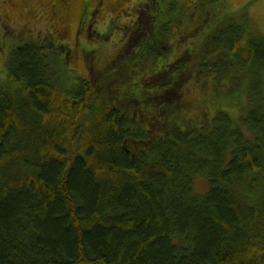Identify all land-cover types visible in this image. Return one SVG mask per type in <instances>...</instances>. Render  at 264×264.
I'll list each match as a JSON object with an SVG mask.
<instances>
[{"label": "trees", "instance_id": "obj_1", "mask_svg": "<svg viewBox=\"0 0 264 264\" xmlns=\"http://www.w3.org/2000/svg\"><path fill=\"white\" fill-rule=\"evenodd\" d=\"M165 6L101 66L77 49L87 78L55 67L51 35H17L0 79V264H264V37L203 8L209 54L170 58Z\"/></svg>", "mask_w": 264, "mask_h": 264}, {"label": "rangeland", "instance_id": "obj_2", "mask_svg": "<svg viewBox=\"0 0 264 264\" xmlns=\"http://www.w3.org/2000/svg\"><path fill=\"white\" fill-rule=\"evenodd\" d=\"M58 1L0 0V79L6 77V61L10 47L16 39H19L17 38L19 34L23 35V39H36L41 42L51 35L53 41L48 44L53 51L52 57L56 60L55 67L73 80L87 78V64L81 56L76 54L77 49L78 54L81 53V47L95 49L94 63L99 66L105 64L114 56L119 45L122 44L121 41L127 39V35L132 33L129 27L136 25L138 17L149 16L151 12L159 9L162 15V11L168 8L165 6L167 1L176 4L171 11L174 16H171L173 18L170 21L167 36V39L173 42L168 44L167 48L170 58L181 56L190 46L198 47L210 42V37L216 30H212L209 26L200 29V24L205 19L202 14L203 8L211 11L217 20H220L222 16L228 21L237 17L238 24H241V19L246 18L252 30L264 37V0H151L153 4L151 8L154 9L149 11L144 7L145 1L149 0H90L88 6L95 9L96 20L91 28H85L76 35L74 32L83 7V0L62 1V8L68 17L66 33L57 30L60 27L53 13V5ZM176 31L181 32L182 35L186 34L187 40L174 44L176 41L174 38H177ZM204 37L206 39H203ZM197 53L198 58L207 56L209 46L206 45V49L202 48L200 51L198 49ZM198 58L193 61L189 59L188 65L190 66V63L193 65ZM155 65L156 63L147 62L150 68H154ZM229 112L234 118L239 117L240 106L230 107ZM186 117L189 118L190 113Z\"/></svg>", "mask_w": 264, "mask_h": 264}, {"label": "flooded vegetation", "instance_id": "obj_3", "mask_svg": "<svg viewBox=\"0 0 264 264\" xmlns=\"http://www.w3.org/2000/svg\"><path fill=\"white\" fill-rule=\"evenodd\" d=\"M62 1L63 0H59L58 2L54 3V5H53V8H54L53 9V13L56 15L57 23H58V25L60 27V28H58V29L56 28V29L58 31H60V32L66 33V31H67V25L66 24L68 23L67 22L68 21V17L65 14L64 9L62 8ZM89 9H90V12L89 13H87V12L84 13V16L79 14L78 21H77V26H76V29H75V32H74L75 35L82 30V28H81V25L83 23L82 19L85 17V14H88L87 15L88 16L87 21L88 22L90 21L89 23L87 22L85 28L86 29L91 28L92 25L94 24V22L96 20V18L94 19V13H96L95 9H93V8L92 9L89 8ZM90 34H92V32H90Z\"/></svg>", "mask_w": 264, "mask_h": 264}]
</instances>
